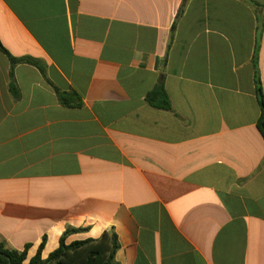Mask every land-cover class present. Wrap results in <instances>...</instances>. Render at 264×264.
<instances>
[{
	"label": "crops",
	"instance_id": "crops-1",
	"mask_svg": "<svg viewBox=\"0 0 264 264\" xmlns=\"http://www.w3.org/2000/svg\"><path fill=\"white\" fill-rule=\"evenodd\" d=\"M183 1L0 0L1 47L42 68L0 49V238L24 264L67 227L113 231L116 264H264V0Z\"/></svg>",
	"mask_w": 264,
	"mask_h": 264
},
{
	"label": "trees",
	"instance_id": "trees-1",
	"mask_svg": "<svg viewBox=\"0 0 264 264\" xmlns=\"http://www.w3.org/2000/svg\"><path fill=\"white\" fill-rule=\"evenodd\" d=\"M185 1L186 0L183 2ZM261 7L264 8V6ZM181 11L182 8L179 10L178 15ZM173 29L174 27H172L171 31H173ZM0 49L7 55L11 67L19 63H26L33 65L42 71L40 65L33 59L14 58L4 48H2L1 45ZM12 92L15 93L14 90H12ZM256 96L260 107V118L257 126L261 134L264 135V130L261 128V125L264 124V95H262L258 73H256ZM60 98L62 99V96ZM146 100L152 107L163 110L171 109L162 81H160L147 95ZM63 102L67 103L65 100H63ZM87 229L88 228L67 227L60 236L58 247L45 259L41 256L46 242V237L44 236L35 255L28 261L27 264H116L114 257L115 252L118 249V243L116 235L113 231L103 232L99 239H86L66 244L68 236L80 232H86ZM29 247L30 245H26L23 250H15L9 247L5 240L0 238V264H24Z\"/></svg>",
	"mask_w": 264,
	"mask_h": 264
},
{
	"label": "water",
	"instance_id": "water-1",
	"mask_svg": "<svg viewBox=\"0 0 264 264\" xmlns=\"http://www.w3.org/2000/svg\"><path fill=\"white\" fill-rule=\"evenodd\" d=\"M262 130H264V124L261 125Z\"/></svg>",
	"mask_w": 264,
	"mask_h": 264
}]
</instances>
